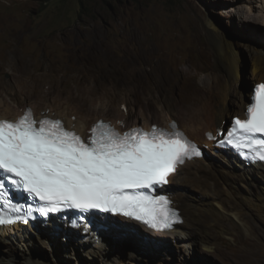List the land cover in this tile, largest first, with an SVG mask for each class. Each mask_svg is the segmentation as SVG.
I'll use <instances>...</instances> for the list:
<instances>
[{
  "label": "rangeland",
  "instance_id": "374dc122",
  "mask_svg": "<svg viewBox=\"0 0 264 264\" xmlns=\"http://www.w3.org/2000/svg\"><path fill=\"white\" fill-rule=\"evenodd\" d=\"M262 37L264 0H0V98L10 96L12 82L23 85L32 103L45 91L66 101L81 94L71 105L92 112L87 100L100 96L108 116L124 100L139 125L147 116L168 123V111L177 120L188 114L195 84L210 82L218 71L214 40L230 42L248 69L253 52L264 56ZM254 82L250 78L248 87ZM77 85L84 90L65 91ZM64 107L46 112L58 115ZM5 108L0 102V113ZM251 177L242 188L263 198L241 204L248 232L228 216L211 214L232 231L216 230L213 243L202 229L157 239L140 224L142 237L117 234L120 239H102L100 247L40 233L25 242L8 238L13 253L0 252V264H264V183ZM185 187L193 195L191 186H179Z\"/></svg>",
  "mask_w": 264,
  "mask_h": 264
},
{
  "label": "snow or ice",
  "instance_id": "6c2138e0",
  "mask_svg": "<svg viewBox=\"0 0 264 264\" xmlns=\"http://www.w3.org/2000/svg\"><path fill=\"white\" fill-rule=\"evenodd\" d=\"M169 127L121 133L100 120L82 138L60 119L36 120L30 108L15 121L0 120V225L47 223L74 212L72 226L86 235L96 214H104L102 220L122 216L156 231L172 229L182 221L165 186L178 166L202 151L175 121ZM206 135L249 163L264 164V83L254 86L244 118ZM13 190L37 203L14 202Z\"/></svg>",
  "mask_w": 264,
  "mask_h": 264
},
{
  "label": "bare ground",
  "instance_id": "6f19581e",
  "mask_svg": "<svg viewBox=\"0 0 264 264\" xmlns=\"http://www.w3.org/2000/svg\"><path fill=\"white\" fill-rule=\"evenodd\" d=\"M214 41L217 50L218 71L216 73H211L210 82H205L201 85L195 84L194 92L192 90L190 92L189 113L185 115L181 114L179 118L180 126L185 128L187 133L198 142L206 141V133L208 131L217 133L218 125L226 129L234 116L244 118L245 109L250 103L249 98L253 94L250 91V87L256 84V82H264V56H262L260 50L253 52L251 56H249L248 69H245L241 58L237 55V52L234 51L230 42L221 38ZM258 44L264 47L263 37L259 40ZM250 78L254 79L255 82L249 84L248 87L247 82ZM57 79L55 85H52L54 88H57L58 92L62 89H60L61 81H57ZM183 87L188 86L184 84L182 88ZM8 88L10 96L0 98V102L6 106L4 113H0V117L16 118L24 112L27 106H32L35 114L38 116L50 115L46 111L52 112L55 108H60L66 104V107L62 109L60 114L56 115L55 113L53 116L63 119L68 127L74 128L86 136L89 135V130L95 122L99 120L110 122L111 125H115L122 129L139 125L134 110L122 106L124 100L120 101L121 108L118 109V113L113 116H108V112L104 107L107 101L100 96L88 98L87 101L91 104L92 112H85L82 108L71 105L70 103L71 98L81 99V94H78V96L69 95L70 98L68 97L69 100L66 101L63 100L61 94L55 96V94L45 91L42 93L41 102L32 103L29 97L24 93L23 85H16L11 82L8 84ZM83 90L84 89L79 85L65 87V91L67 92L76 91L80 93ZM82 101L87 103L86 99ZM165 107H167V105ZM172 111L174 110L170 109L168 111L167 117H170L169 120H167L168 123L174 120V116H172L174 113H172ZM150 112H152V109ZM155 114L157 115L158 113L156 112ZM75 116L77 117L76 121L73 120ZM118 121H123V127ZM144 124V126L150 127L153 124H157V120L147 116L146 123ZM226 155L225 153L221 154L210 151L204 159L194 158L178 167L177 171L170 176V182H172L175 187L178 186L176 189H172V193L174 204L181 209L183 222L177 224L173 230L151 232V235L157 239L158 237H167L169 235L186 237L195 230L202 229L209 234V236L206 237L207 242L213 243L214 232L216 230L231 234L232 231L224 224L216 222V220L210 216L211 214L228 216L231 221H234L248 232L249 227L247 220L239 212L241 204L244 202L256 204L257 198L262 200L263 196H261V194L254 196L252 192L242 187H249L246 185V179L252 178L251 176L257 177L264 183V164L250 166H242V164H240V170H237L236 167L232 169L229 166L232 165V162L229 158L225 157ZM221 159H227V164ZM247 172L248 174H246ZM182 185L191 186V189L194 191L193 195L187 193L186 187L179 188V186ZM118 218L121 219V221L117 223L122 228L119 232L130 230V232L136 233L135 230L131 229L134 225H128V223L132 222L131 220L122 217ZM63 227L64 229L62 228L59 233L61 236L70 238L67 240L76 241L75 238L78 239V237H82V241L89 242V239L93 236L101 241L105 239L106 235L104 230H100L96 227L92 229L94 231L92 235H90V232L86 235L83 228L76 230L68 225ZM182 228H185V230H182ZM40 231L42 230H38L33 226L29 229H22L21 231L15 232L11 227L1 228L0 243L2 248H0V252L5 251L6 255L11 252L13 253V249L8 245V241L10 240H8L7 237L10 235L8 236L7 234L13 232L15 236H10V238H15L14 241L16 242H22L25 238L29 240L34 238V236L37 237L38 234L41 233ZM43 234L47 235L45 231ZM132 236L133 234L128 237ZM146 241H149V239L147 238ZM90 242H92V240H90Z\"/></svg>",
  "mask_w": 264,
  "mask_h": 264
},
{
  "label": "clouds",
  "instance_id": "9594fccd",
  "mask_svg": "<svg viewBox=\"0 0 264 264\" xmlns=\"http://www.w3.org/2000/svg\"><path fill=\"white\" fill-rule=\"evenodd\" d=\"M179 121V120H178ZM163 124H166V123H163ZM162 124V125H163ZM178 208V207H177ZM178 209H180V208H178ZM180 212H181V209H180ZM181 215H182V213H181ZM143 226V225H142ZM137 228H139V227H137ZM146 229H148V228H146ZM175 229V228H174ZM149 230V229H148ZM173 230V229H172ZM149 231H151V230H149ZM170 231V230H169ZM151 232H153V231H151ZM161 232V231H160ZM152 238V237H151Z\"/></svg>",
  "mask_w": 264,
  "mask_h": 264
},
{
  "label": "water",
  "instance_id": "95a60500",
  "mask_svg": "<svg viewBox=\"0 0 264 264\" xmlns=\"http://www.w3.org/2000/svg\"><path fill=\"white\" fill-rule=\"evenodd\" d=\"M255 84H253L251 87H250V91L253 92V88H254Z\"/></svg>",
  "mask_w": 264,
  "mask_h": 264
}]
</instances>
